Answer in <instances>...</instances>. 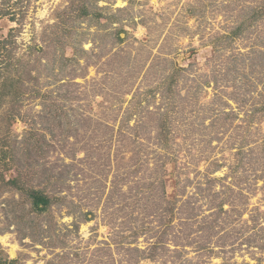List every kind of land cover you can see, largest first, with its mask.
<instances>
[{
    "label": "rangeland",
    "instance_id": "1",
    "mask_svg": "<svg viewBox=\"0 0 264 264\" xmlns=\"http://www.w3.org/2000/svg\"><path fill=\"white\" fill-rule=\"evenodd\" d=\"M261 6L0 0V264H264Z\"/></svg>",
    "mask_w": 264,
    "mask_h": 264
},
{
    "label": "trees",
    "instance_id": "2",
    "mask_svg": "<svg viewBox=\"0 0 264 264\" xmlns=\"http://www.w3.org/2000/svg\"><path fill=\"white\" fill-rule=\"evenodd\" d=\"M258 13H260V14L264 13V6L259 7ZM1 44H3V42L0 41V45ZM1 51H2V49L0 48V55L2 56ZM1 56H0V58H1ZM0 61H1L0 66H3L5 64L4 60H0ZM9 66L5 65L3 67V69L0 68V78H1V76H4L2 83H0V85H1L0 92L3 95L8 93L9 89L12 90L15 83H16L15 79L12 78L11 73H8L5 77V73L9 69ZM0 176H2V175H0ZM28 196L32 199L33 207L37 211H44L51 204V198H49L47 195H45L41 191L30 190V191H28ZM12 263L15 264L13 261H12Z\"/></svg>",
    "mask_w": 264,
    "mask_h": 264
}]
</instances>
